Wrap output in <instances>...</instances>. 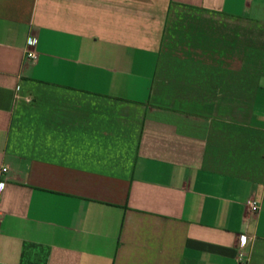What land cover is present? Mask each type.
<instances>
[{
  "label": "crops",
  "instance_id": "0c3cea01",
  "mask_svg": "<svg viewBox=\"0 0 264 264\" xmlns=\"http://www.w3.org/2000/svg\"><path fill=\"white\" fill-rule=\"evenodd\" d=\"M0 182V264H264V0H0Z\"/></svg>",
  "mask_w": 264,
  "mask_h": 264
},
{
  "label": "built area",
  "instance_id": "2783aa9c",
  "mask_svg": "<svg viewBox=\"0 0 264 264\" xmlns=\"http://www.w3.org/2000/svg\"><path fill=\"white\" fill-rule=\"evenodd\" d=\"M28 45H29L30 49L27 51V58L32 63H36L37 60H38V54H37V52L35 50L36 45H37V39L33 38V37L30 38L28 40ZM7 171H8V167L4 166L2 168V172L6 173ZM3 186H4V182H0V189H2ZM0 201H1V198H0ZM249 208H250L251 212L257 213L260 210V205H259V203L256 200H251L249 202ZM0 221H1V213H0ZM241 239H242L243 242L249 241V237L248 236H242Z\"/></svg>",
  "mask_w": 264,
  "mask_h": 264
}]
</instances>
